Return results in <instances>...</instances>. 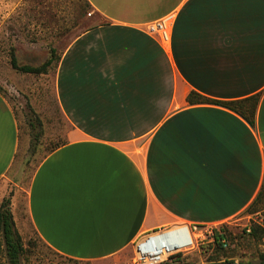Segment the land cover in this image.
Wrapping results in <instances>:
<instances>
[{
  "label": "crops",
  "instance_id": "0c3cea01",
  "mask_svg": "<svg viewBox=\"0 0 264 264\" xmlns=\"http://www.w3.org/2000/svg\"><path fill=\"white\" fill-rule=\"evenodd\" d=\"M104 22L77 36L56 75L70 139L41 161L27 193L34 233L96 262L178 224L228 222L264 186V0H87ZM174 14L165 44L149 26ZM198 93L259 95L255 123ZM20 127L0 92V182Z\"/></svg>",
  "mask_w": 264,
  "mask_h": 264
},
{
  "label": "rangeland",
  "instance_id": "374dc122",
  "mask_svg": "<svg viewBox=\"0 0 264 264\" xmlns=\"http://www.w3.org/2000/svg\"><path fill=\"white\" fill-rule=\"evenodd\" d=\"M102 22L104 19L87 0H0V92L20 127L18 155L0 182V204L14 193V218L28 248L22 264H134L136 259L140 241L102 261L64 257L34 233L27 211V193L37 167L55 146L67 143L72 133L56 95L59 58L77 36ZM53 49L56 59L46 74L21 73L11 65L14 53L20 65L39 67L51 57ZM189 228L194 245L168 256L169 264H264V186L258 200L236 218ZM3 263L7 264L5 257Z\"/></svg>",
  "mask_w": 264,
  "mask_h": 264
},
{
  "label": "trees",
  "instance_id": "16d2710c",
  "mask_svg": "<svg viewBox=\"0 0 264 264\" xmlns=\"http://www.w3.org/2000/svg\"><path fill=\"white\" fill-rule=\"evenodd\" d=\"M90 5V4H89ZM56 59V51L53 49L51 51V57L41 66L33 67L29 65H20L19 61L14 53H12L11 65L12 67L25 74H46L48 69L54 64ZM60 60V58H59ZM259 101V95L253 97L232 101V102H223L212 100L204 96L199 95L198 93L192 92L188 97V102L190 104L195 103H209V104H218L226 106L244 116L249 123H255V107ZM64 144L55 146L50 152H53L63 146ZM262 191L256 200L261 196ZM14 193L11 192L9 196L4 198L0 204V264L3 263V258H6L7 264H22L23 255L27 251L26 242L24 241L23 236L18 231L16 221L14 218L12 210V198ZM253 232H256V229L253 228ZM223 237H220L222 239ZM172 258V257H171ZM167 260L163 264H169ZM207 264H256L254 262H235V261H225V262H212Z\"/></svg>",
  "mask_w": 264,
  "mask_h": 264
},
{
  "label": "built area",
  "instance_id": "2783aa9c",
  "mask_svg": "<svg viewBox=\"0 0 264 264\" xmlns=\"http://www.w3.org/2000/svg\"><path fill=\"white\" fill-rule=\"evenodd\" d=\"M174 21H175V15L170 14L164 17L163 19H161L160 21L154 24H151L149 26V31L152 33L158 34L160 38L162 39V41L165 44H168L170 42ZM177 227H187L188 228V226L186 225H181V226L175 225L170 228H165L160 231H157L156 233H153L143 238L138 243V247L136 250V259L134 260V264H163L164 262H166L168 256H170L171 254L167 256L166 254H154L151 251L143 252L142 249H140V246L144 244L146 241H149L153 236L164 233V232H169L171 230H174Z\"/></svg>",
  "mask_w": 264,
  "mask_h": 264
},
{
  "label": "bare ground",
  "instance_id": "6f19581e",
  "mask_svg": "<svg viewBox=\"0 0 264 264\" xmlns=\"http://www.w3.org/2000/svg\"><path fill=\"white\" fill-rule=\"evenodd\" d=\"M193 245L194 241L190 228L177 227L169 232L153 236L149 241L142 244L140 249L143 252L151 251L154 254H166L168 256L176 251L186 250Z\"/></svg>",
  "mask_w": 264,
  "mask_h": 264
}]
</instances>
